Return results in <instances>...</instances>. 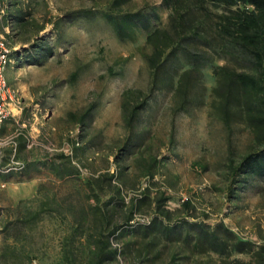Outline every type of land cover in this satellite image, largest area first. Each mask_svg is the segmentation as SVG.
<instances>
[{"label": "rangeland", "instance_id": "obj_1", "mask_svg": "<svg viewBox=\"0 0 264 264\" xmlns=\"http://www.w3.org/2000/svg\"><path fill=\"white\" fill-rule=\"evenodd\" d=\"M113 3L0 0V31L13 46L6 78L20 99L1 128L0 264H27L10 258L13 242L25 247L32 264H59L60 241L74 222L84 223L87 235L101 232L107 221L86 210L96 202L87 180L100 174L113 175L112 190L100 193L102 201H112L108 224H122L115 234L106 231L111 246L103 264H152L148 257L153 264H167L174 252L186 254L168 240L149 245L146 221L154 216V204L146 191L152 197L169 194L166 206L172 210L190 199L191 211L181 217L212 226L223 221L242 240L264 242V179L230 191L228 164L253 149L254 133L239 110L225 114L220 94L214 93V66L245 70L227 51L232 43L196 41L207 60L191 63L179 53L167 62L156 91L128 123L153 83L146 35L168 25L169 9L163 0H121L122 13L141 12L148 20L120 38L106 16ZM205 5L212 13L224 10ZM40 44L53 52L41 64L31 63ZM184 70L191 74L187 101L179 108L175 89ZM12 159L24 168L9 169ZM93 256L84 250L82 261ZM232 257L248 260L250 254L235 251Z\"/></svg>", "mask_w": 264, "mask_h": 264}, {"label": "trees", "instance_id": "obj_2", "mask_svg": "<svg viewBox=\"0 0 264 264\" xmlns=\"http://www.w3.org/2000/svg\"><path fill=\"white\" fill-rule=\"evenodd\" d=\"M163 2L169 9V23L167 26H155L145 39V44L151 50L145 55V59L151 68L153 83L147 96L144 94L143 100L133 106L128 123H131L136 112L156 91L158 74L167 62L177 58L179 53L191 63L205 61L207 55L199 50L194 42L213 45L218 42V38L227 39L233 45V50L227 51L241 59L245 70L236 71L222 65L214 66L212 72L218 80V87L214 89V93L220 94L221 108L225 114L234 109L239 110L255 137L253 149L239 161L231 160L228 164L233 180L230 191L233 193L235 187L239 189L247 187L252 180L264 179V0H163ZM206 2L222 6L224 10L212 13L205 5ZM120 4L121 0H114V7L106 16L120 38L130 37L132 27L139 23L145 25L148 17L141 12L122 13L119 10ZM15 19L23 18L15 16ZM35 51L31 63L41 64L45 57L52 54L53 48L40 44L35 46ZM190 74L191 70H184L178 78L175 94L182 99L179 108H183L187 101ZM139 93L143 94L142 91ZM108 175L100 174L87 180L96 202L86 209L94 215L99 214L107 223L103 224L101 232L87 235L84 232L86 230L84 223L74 222L60 241L59 264H103L104 250L111 246L109 238L105 239L106 231L111 229V234H115L122 226L114 224L113 228H110L108 215L112 201L101 200V192L105 194L107 188L112 190L113 175ZM149 175L151 178L154 177L153 172ZM118 192L120 193V189ZM145 197L150 204H154V216L146 221V236L151 238L149 245L154 246L159 241L168 240L176 244L180 250L187 251L181 257L174 252L167 264H264V242L256 245L251 240H242L223 221L212 226L204 221H191L181 217L182 212L191 211L193 204L190 199L184 200L180 208L172 210L166 206L171 196L163 191L156 192L153 197L146 191ZM136 207L137 202L132 200L130 212L133 213ZM130 220L132 216L126 218L125 225H129ZM92 227L93 224H90L88 229ZM10 249L11 259L32 264L25 247L13 242ZM84 250L94 255L89 263L82 261ZM235 251L250 254V259L232 257ZM212 252L217 255L216 258L211 256ZM191 255L194 256L193 259ZM148 260L153 264V259L148 257ZM181 260L185 262H179Z\"/></svg>", "mask_w": 264, "mask_h": 264}, {"label": "built area", "instance_id": "obj_3", "mask_svg": "<svg viewBox=\"0 0 264 264\" xmlns=\"http://www.w3.org/2000/svg\"><path fill=\"white\" fill-rule=\"evenodd\" d=\"M13 46L8 38L0 31V145L2 143L1 128L4 122L13 115L14 109L19 108L20 99L11 88L6 78V70L12 63ZM23 169L24 163L12 159L9 169Z\"/></svg>", "mask_w": 264, "mask_h": 264}]
</instances>
